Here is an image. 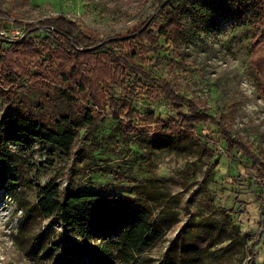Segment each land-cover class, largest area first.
Masks as SVG:
<instances>
[{
	"label": "rangeland",
	"instance_id": "rangeland-1",
	"mask_svg": "<svg viewBox=\"0 0 264 264\" xmlns=\"http://www.w3.org/2000/svg\"><path fill=\"white\" fill-rule=\"evenodd\" d=\"M260 1L0 0V118L11 113L46 131L76 134L66 153L40 143L20 150L17 184L0 186V264H99L67 258L63 248L82 238L38 214V187L54 185L61 198L116 195L149 211L158 239L129 261L105 264H264V171L257 176L246 156L228 155L216 126L181 125L187 109L176 110L161 86L224 115L231 137L264 165ZM60 16L97 41L149 27L146 49L131 43L125 50L139 52L132 64L156 81L128 71L111 74L104 62L86 63L83 77L72 73L75 64L65 51L35 38L43 32L27 36L35 40L29 47L4 41L26 37L13 22L35 26ZM74 79L85 92L75 90ZM149 112L163 123L174 121L176 131L147 124ZM86 113L92 126L84 122ZM122 234L119 225L103 242L115 253Z\"/></svg>",
	"mask_w": 264,
	"mask_h": 264
},
{
	"label": "trees",
	"instance_id": "trees-1",
	"mask_svg": "<svg viewBox=\"0 0 264 264\" xmlns=\"http://www.w3.org/2000/svg\"><path fill=\"white\" fill-rule=\"evenodd\" d=\"M216 1L212 0V2ZM261 12H264V0L260 1ZM12 24L17 29L22 28L21 30L26 33V37L18 40H4L8 45L29 47L35 40L32 41L27 36L32 33L43 32L46 34L45 36L35 38H40L43 44L48 47L53 43L59 47V50L65 51L66 57L73 60L75 64L71 67V72L79 73L82 77L85 72L81 68L86 63H93L99 67L104 62L108 64L111 74L128 71L146 82L156 81L143 68L132 64V60L138 58L139 52H135L134 49L125 50V44L131 43L135 47L139 46L146 49L147 46L144 45V42L148 41L149 43L153 38L149 27L143 29V26H140L134 30L135 33L125 37L116 36L97 41L85 34L75 23L61 16L45 19L35 26L17 22ZM175 24L172 23V25ZM262 35V31L258 33V37H262ZM116 46L118 47L115 51ZM81 58H85V60L80 61ZM259 62L260 60L257 59L255 64L257 65ZM261 67L259 65V69ZM63 75L61 76L62 83H67V78ZM108 79L110 80V78ZM73 83H78L75 86L77 92L86 91L84 85L80 84L82 82L74 79ZM161 86L176 110L184 107L187 109L186 114L180 115L181 125L185 128L207 123L216 126L223 136L228 155L239 152L246 156L257 176H259L260 171H264V165H259L254 157L247 154L243 143L231 137L224 115L213 116L207 113L205 109H200L199 105L192 100L185 99L175 93L167 85L161 84ZM71 89L73 88L70 87ZM71 91L75 92L74 89ZM90 95L94 105L99 106V100L94 99L92 89ZM112 108H116V105ZM126 115L128 118L133 116L129 109L126 111ZM84 120L87 126H92L94 123L88 113L84 115ZM144 120L147 124L160 126L167 134H173L176 131L174 121L169 120L163 123L152 112L145 113ZM75 136L73 130L50 132L26 118L16 117L11 113L4 114L0 118V186L17 184L19 168L22 166L20 150L30 149L31 143H40L56 147L61 152L66 153L73 146ZM38 190L39 198L36 203L38 214L42 217L53 216L64 229L75 232L82 238V241H71L63 248L67 258H88L89 261H97L99 264L112 263L116 259L129 261L135 253L140 252L141 248L158 239L161 234L157 226L147 221L149 211L142 206H134L132 201L125 197L91 193L66 195L61 198V192L56 185L46 188L38 187ZM119 225L123 226V234L119 241V248L114 253L103 241L110 238ZM94 239H99V242L90 243V240Z\"/></svg>",
	"mask_w": 264,
	"mask_h": 264
},
{
	"label": "water",
	"instance_id": "water-1",
	"mask_svg": "<svg viewBox=\"0 0 264 264\" xmlns=\"http://www.w3.org/2000/svg\"><path fill=\"white\" fill-rule=\"evenodd\" d=\"M163 6V5H162Z\"/></svg>",
	"mask_w": 264,
	"mask_h": 264
}]
</instances>
